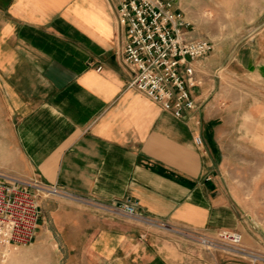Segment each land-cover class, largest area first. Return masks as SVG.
<instances>
[{
    "label": "crops",
    "instance_id": "obj_1",
    "mask_svg": "<svg viewBox=\"0 0 264 264\" xmlns=\"http://www.w3.org/2000/svg\"><path fill=\"white\" fill-rule=\"evenodd\" d=\"M118 6L119 0H0V171L101 203L132 197L144 215L208 236L237 230L242 244L256 248L243 191L219 156L222 116L210 101L213 84L196 64L197 108L182 118L131 86ZM251 33V43L236 51L245 68L262 53L254 39L264 21ZM41 210L38 233L58 235L69 263L251 260L67 196H42ZM242 244L238 249L255 253Z\"/></svg>",
    "mask_w": 264,
    "mask_h": 264
},
{
    "label": "built area",
    "instance_id": "obj_2",
    "mask_svg": "<svg viewBox=\"0 0 264 264\" xmlns=\"http://www.w3.org/2000/svg\"><path fill=\"white\" fill-rule=\"evenodd\" d=\"M117 19L126 32L121 48L123 60L132 70L130 85L146 93L176 117L197 108L192 87L199 85L194 62L210 53L213 44L207 38L190 34L191 22L173 0H119ZM197 142H202L198 137ZM58 195L77 199L106 211L116 212L144 223L169 229L195 240L207 249L239 250L251 257L252 264L264 257L238 249L241 232L219 229L215 236L187 227L170 225L144 215L139 201L132 197L101 203L67 194L57 185L37 179H25L0 171V258L7 249L33 242L42 216V196Z\"/></svg>",
    "mask_w": 264,
    "mask_h": 264
},
{
    "label": "rangeland",
    "instance_id": "obj_3",
    "mask_svg": "<svg viewBox=\"0 0 264 264\" xmlns=\"http://www.w3.org/2000/svg\"><path fill=\"white\" fill-rule=\"evenodd\" d=\"M173 1L191 22L190 34L212 41L210 53L194 63L200 77L213 84L210 101L222 116L219 156L229 179L243 191L240 202L248 213L245 225L258 246L242 245L264 257V33L254 39L262 53L253 66L245 68L236 58L238 47L251 43L255 34L251 32L264 21V0ZM56 238L37 230L32 243L8 248L0 264H79L68 262Z\"/></svg>",
    "mask_w": 264,
    "mask_h": 264
}]
</instances>
